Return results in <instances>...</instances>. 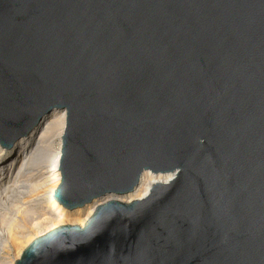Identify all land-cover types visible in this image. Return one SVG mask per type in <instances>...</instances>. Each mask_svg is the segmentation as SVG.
I'll return each instance as SVG.
<instances>
[{
  "label": "water",
  "instance_id": "obj_1",
  "mask_svg": "<svg viewBox=\"0 0 264 264\" xmlns=\"http://www.w3.org/2000/svg\"><path fill=\"white\" fill-rule=\"evenodd\" d=\"M65 110L53 198L16 264H264V0H0V145Z\"/></svg>",
  "mask_w": 264,
  "mask_h": 264
},
{
  "label": "bare ground",
  "instance_id": "obj_2",
  "mask_svg": "<svg viewBox=\"0 0 264 264\" xmlns=\"http://www.w3.org/2000/svg\"><path fill=\"white\" fill-rule=\"evenodd\" d=\"M65 124V110L53 109L44 114L40 121L27 132L26 136H19L15 139L11 147L7 149L0 145V218H4V222L7 224L6 236H11V232L15 228L25 227L22 224L25 223L24 221L29 222L31 229L29 231L28 228H24L27 230L24 236L31 237L27 238V243L23 247L21 246L22 249L17 248V258L35 239L32 240V236L42 231L45 224L48 223L53 228L60 223L83 226L94 214L98 205L112 199L125 203L142 199L155 183H165L173 176V173H152L145 170L140 174L138 184L129 193L123 195L105 194L74 209L63 207L53 196L62 178L59 165L62 152L61 136L64 133ZM39 191H41L40 194L35 193ZM33 194H36V197H33L35 196ZM31 196V199L26 200ZM122 197H125L126 201L120 199ZM61 206L63 208H60ZM38 208L44 210L46 208L44 214L48 213L51 217L41 218L42 214L33 211L35 209L38 211ZM81 208L82 211L68 212ZM30 214L36 215L32 217ZM37 218L40 219L37 220ZM35 230L37 232L34 233ZM17 258L8 264H16Z\"/></svg>",
  "mask_w": 264,
  "mask_h": 264
},
{
  "label": "rangeland",
  "instance_id": "obj_3",
  "mask_svg": "<svg viewBox=\"0 0 264 264\" xmlns=\"http://www.w3.org/2000/svg\"><path fill=\"white\" fill-rule=\"evenodd\" d=\"M59 184V183H58ZM57 184V185H58ZM36 194L37 193H41V191H39V192H35ZM36 194H33V195H35V196H33V197H36ZM32 198V196L29 198V197H27V199L26 200H29V199H31ZM120 199H122V200H125L126 201V198L125 197H122V198H120ZM25 200V201H26ZM1 207V206H0ZM60 208H63L62 206L60 207ZM46 208H45V210L42 208H38V211H40V212H38L37 211V209H35V210H33V211H36L37 213H39V214H42V216H41V218H43V217H45V216H50L51 217V215L50 214H48V213H46V214H44L45 212H46ZM83 209L81 208V209H77V210H74V211H68L69 213H71V212H75V211H82ZM31 215V214H30ZM35 215L36 214H34V215H31L32 217H35ZM6 216H8V215H6ZM36 218H34V220H35ZM40 219V218H39ZM38 218H37V220H39ZM29 220H31L30 218H29ZM5 220H4V218H0V264H8V262H10V261H12L13 259H15V258H17V256H16V254H17V252L16 251H18V249L20 248V249H22V247L27 243V238L28 237H31V236H24L25 234H26V232H27V230L26 229H24V228H28V230L30 231L31 229H30V224H28L27 223V221H24L25 223H22L23 224V226H25V227H22V228H15L14 230H12V232H11V236H6L7 234H6V229H7V224H6V222H4ZM36 221V220H35ZM31 222H32V220H31ZM34 222V221H33ZM21 224V225H22ZM61 224H70V223H60V224H57L56 226H54V227H57V226H59V225H61ZM50 224H45V226L41 229L42 231H40L39 233L35 230L34 231V233L35 232H37V233H35L36 235L35 236H32L33 238H32V240L34 239V238H36L37 236H39V235H41V234H43V233H45V232H47V231H49V230H51V229H53V226H49ZM46 226H47V228H46ZM45 228H46V230H45ZM38 231H39V229H37ZM44 230V231H43ZM4 231H5V233H4ZM31 233H33V232H31ZM33 233V234H34ZM4 234V235H3ZM20 237V238H19ZM22 246V247H21ZM18 248V249H17ZM19 257L20 256H18V258L17 259H19Z\"/></svg>",
  "mask_w": 264,
  "mask_h": 264
}]
</instances>
